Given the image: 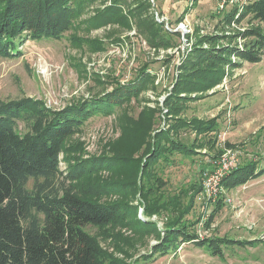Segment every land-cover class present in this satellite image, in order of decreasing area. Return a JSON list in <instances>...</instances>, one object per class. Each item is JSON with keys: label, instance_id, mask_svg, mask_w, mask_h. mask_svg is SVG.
<instances>
[{"label": "rangeland", "instance_id": "rangeland-1", "mask_svg": "<svg viewBox=\"0 0 264 264\" xmlns=\"http://www.w3.org/2000/svg\"><path fill=\"white\" fill-rule=\"evenodd\" d=\"M251 1L228 0L222 7V0H128L122 19L103 21L100 13L113 0H91L60 37H24L18 39V54L15 50V55H0V99L28 98L62 109L121 89L120 105L113 111L101 106L89 110L87 119L65 140L60 155L63 175L56 181L57 187L93 194L91 198L103 202L126 201L139 207L137 216L132 212L127 218L128 224L86 226L102 246V264H264V173L240 186H225L220 202L198 199L184 218L186 230L200 239H227L226 245L220 243L222 255L200 247L197 239L170 240L176 247L166 254L155 252V245L166 237L168 222L178 213L147 214L139 191L149 147L161 131L180 141L207 142L216 136L219 141L214 148L197 144L196 163L158 161L153 167L156 176L149 178L155 186H168L173 192L200 179V167L208 163L205 153L214 155L218 148L221 154L235 153L240 166L264 168V56L240 67L227 66L222 75L206 71L205 78L191 74L188 67L201 59L202 50L234 42L243 45L238 33L255 26L256 20L247 16L238 21L240 14L230 26L223 20L228 11L241 13ZM145 21L155 22V30L150 31ZM210 35L221 38L210 43L205 38ZM173 94L180 95L176 108L168 104ZM215 121L217 131L198 130ZM17 128L23 134L29 125L20 120ZM114 155L116 163L130 160L127 171L122 161L115 167L104 163ZM93 157L102 159L97 166L89 161ZM158 175L168 182L157 181ZM115 179L127 185L121 193L96 190L95 185ZM138 219L156 226L141 230Z\"/></svg>", "mask_w": 264, "mask_h": 264}, {"label": "trees", "instance_id": "trees-1", "mask_svg": "<svg viewBox=\"0 0 264 264\" xmlns=\"http://www.w3.org/2000/svg\"><path fill=\"white\" fill-rule=\"evenodd\" d=\"M90 1L0 0V55H15L18 39L24 37L32 39L60 37L69 30L80 11L88 6L87 2ZM127 1L113 0V5L107 6V9L100 13V20L106 21L107 18L113 17L122 19L125 16L122 13L123 3ZM229 12L225 14L223 20L226 26H230L238 14H240L238 21L249 16V20H256V25L238 33V36L244 39L242 46L234 42L227 47L202 50L201 59L188 66L192 68L191 74L203 78L207 76L206 71L222 75L227 66L236 68L246 61L258 62L263 59L264 0L247 2L241 13L239 9ZM145 23L150 31L155 30L152 27L155 26V22ZM226 37L235 40L238 38L227 35ZM205 38L207 42L213 43L212 40L216 41L221 37L210 35ZM128 89L125 91L131 90ZM125 91H122L123 95ZM119 92L121 89L99 98L89 99L80 103L81 105L72 104L62 109H53L41 101L28 98L0 99V264H102V246L98 239L87 231L86 226L128 224L130 220L127 218L132 212L137 216L139 207H133L126 201L103 202L99 198H91L93 194L82 195L70 187L56 186L58 176L63 175L60 155L65 140L79 129L87 119L89 110L101 106L104 110L113 111L116 104L120 105L122 94ZM178 97L179 94H173L169 98L168 104L171 108H176ZM112 98L115 100H111ZM20 120L26 121L29 125V130L23 134L17 128ZM218 126L215 121L201 127L194 125V128L199 127L200 132L217 131ZM218 141L217 136L207 142H200L197 138L193 142L189 141V138L180 141L178 137L166 135L165 131L155 135L154 144L149 147L151 154L144 163L140 175L139 191L146 199L144 212L167 210L178 213L177 217L172 219V223L168 222L166 237L160 244L155 245L153 249L155 252L168 253L171 248L176 247L175 243H172L176 239H184L183 241L197 239L196 244L207 247L212 254H223L220 243L226 245L227 239L214 240L215 238L211 237L200 239L198 234L186 230L189 225L188 221L184 220L203 191L202 180L210 166L209 160L221 155L222 149L218 148L214 155L211 152L205 153L208 163L201 165L200 179L181 184L176 191L172 192L168 186L164 188L160 185L155 186V183H150L149 180L156 176L157 170L155 171L153 167L161 159L173 164L177 162L181 164L186 159L196 163L198 158L196 156L199 153L197 144L214 148ZM171 155L180 157L171 158ZM94 158L89 161L97 166L96 162L99 159ZM113 158L115 155L112 159L103 161L108 163L109 167L119 166L122 161L125 163L123 168L127 171L126 162L130 160L121 159L116 163ZM101 160L100 158L99 161ZM254 166L246 164L243 167L238 163L237 167L224 178V186L228 189L240 186L264 173V168L257 171ZM158 176L160 178L157 181L168 182L162 175ZM124 183L122 179H115L95 187L100 193H121L127 187ZM219 202L217 206L221 205ZM138 220L139 224L143 225L141 230L150 231L152 226H156L154 223ZM198 221L200 218L196 220Z\"/></svg>", "mask_w": 264, "mask_h": 264}, {"label": "built area", "instance_id": "built-area-1", "mask_svg": "<svg viewBox=\"0 0 264 264\" xmlns=\"http://www.w3.org/2000/svg\"><path fill=\"white\" fill-rule=\"evenodd\" d=\"M228 0H222V7ZM210 166L203 177V191L198 199L215 203L220 200L225 192L224 178L229 175L238 165L235 153L226 152L216 155L209 160Z\"/></svg>", "mask_w": 264, "mask_h": 264}, {"label": "crops", "instance_id": "crops-1", "mask_svg": "<svg viewBox=\"0 0 264 264\" xmlns=\"http://www.w3.org/2000/svg\"><path fill=\"white\" fill-rule=\"evenodd\" d=\"M194 3H196V2H194Z\"/></svg>", "mask_w": 264, "mask_h": 264}]
</instances>
